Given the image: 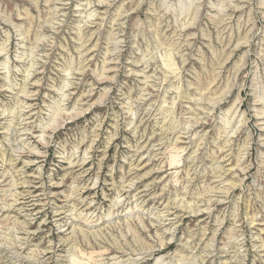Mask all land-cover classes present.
I'll return each mask as SVG.
<instances>
[{
  "label": "rangeland",
  "instance_id": "obj_1",
  "mask_svg": "<svg viewBox=\"0 0 264 264\" xmlns=\"http://www.w3.org/2000/svg\"><path fill=\"white\" fill-rule=\"evenodd\" d=\"M0 264H264V0H0Z\"/></svg>",
  "mask_w": 264,
  "mask_h": 264
},
{
  "label": "bare ground",
  "instance_id": "obj_2",
  "mask_svg": "<svg viewBox=\"0 0 264 264\" xmlns=\"http://www.w3.org/2000/svg\"><path fill=\"white\" fill-rule=\"evenodd\" d=\"M120 204V203H119ZM158 259V258H157Z\"/></svg>",
  "mask_w": 264,
  "mask_h": 264
}]
</instances>
